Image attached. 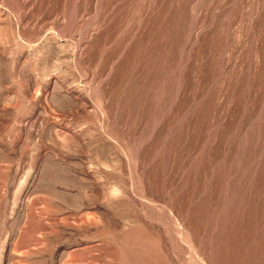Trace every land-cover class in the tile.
Listing matches in <instances>:
<instances>
[{
    "label": "rangeland",
    "instance_id": "rangeland-1",
    "mask_svg": "<svg viewBox=\"0 0 264 264\" xmlns=\"http://www.w3.org/2000/svg\"><path fill=\"white\" fill-rule=\"evenodd\" d=\"M0 264H264V0H0Z\"/></svg>",
    "mask_w": 264,
    "mask_h": 264
}]
</instances>
